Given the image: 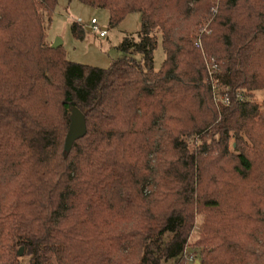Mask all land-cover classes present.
Instances as JSON below:
<instances>
[{"label":"trees","instance_id":"1","mask_svg":"<svg viewBox=\"0 0 264 264\" xmlns=\"http://www.w3.org/2000/svg\"><path fill=\"white\" fill-rule=\"evenodd\" d=\"M70 1L141 28L101 69L51 47L58 0H0V264H186L198 216V264H264V0Z\"/></svg>","mask_w":264,"mask_h":264},{"label":"rangeland","instance_id":"2","mask_svg":"<svg viewBox=\"0 0 264 264\" xmlns=\"http://www.w3.org/2000/svg\"><path fill=\"white\" fill-rule=\"evenodd\" d=\"M108 18V13L105 10L84 6L77 1L58 0L51 24L47 29L48 42L53 44L55 40H61V46L69 62L108 69L114 60L124 57L123 53L118 50L122 39L130 35L135 37L141 28L140 15L136 13L128 15L118 27L111 29L108 28ZM78 19L88 25L92 19H95L99 29H107V37L99 38L98 34L87 32L82 41L75 40L70 27ZM164 58L159 39L158 46L154 51V69L156 71L161 68ZM249 100L259 106L263 105L264 91L250 93ZM234 147L235 141L230 138L229 149L231 152ZM202 223L203 217L198 216L196 227L190 238V245L186 248L184 256L186 264H198L199 250L193 248L192 244L199 236ZM189 257H192L193 260H189ZM20 264H30V259L22 256Z\"/></svg>","mask_w":264,"mask_h":264},{"label":"water","instance_id":"3","mask_svg":"<svg viewBox=\"0 0 264 264\" xmlns=\"http://www.w3.org/2000/svg\"><path fill=\"white\" fill-rule=\"evenodd\" d=\"M87 32H90V29H86ZM61 46V40H55L51 47L56 49ZM70 124L68 128V132L66 134L65 142H64V152L68 154L73 144L79 139L83 138L87 133L85 116L82 112L77 108H72L70 111ZM23 248H20L17 252L18 256H22Z\"/></svg>","mask_w":264,"mask_h":264},{"label":"built area","instance_id":"4","mask_svg":"<svg viewBox=\"0 0 264 264\" xmlns=\"http://www.w3.org/2000/svg\"><path fill=\"white\" fill-rule=\"evenodd\" d=\"M77 23L79 25L83 26L86 29H90V31L92 33L98 34V36L100 38H103V37H105L107 35V30L106 29H99L98 26H97V21L95 19H92L90 21L89 25L87 23L83 22L81 19H78ZM197 46L199 48H201V44H200L199 40L197 42ZM206 65H207L208 75H209V78H210V85H211V89H212V92H213L214 101L216 103H220V104H222L224 106H227L229 104V98L227 96H223L221 94V88L219 87V85L217 84V81L214 78V76L218 73L217 65H215L213 63V61H211L210 63H208ZM236 99L242 101L244 98L240 94H238L236 96ZM188 259L191 260V261L193 260L192 257H189Z\"/></svg>","mask_w":264,"mask_h":264},{"label":"crops","instance_id":"5","mask_svg":"<svg viewBox=\"0 0 264 264\" xmlns=\"http://www.w3.org/2000/svg\"><path fill=\"white\" fill-rule=\"evenodd\" d=\"M108 35V34H107ZM107 35L105 36V37H103V38H106L107 37ZM100 38V37H99Z\"/></svg>","mask_w":264,"mask_h":264}]
</instances>
